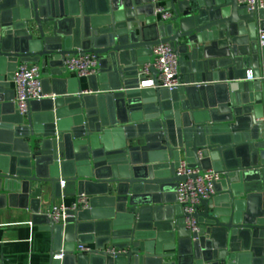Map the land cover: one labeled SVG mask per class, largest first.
<instances>
[{
    "label": "water",
    "instance_id": "water-1",
    "mask_svg": "<svg viewBox=\"0 0 264 264\" xmlns=\"http://www.w3.org/2000/svg\"><path fill=\"white\" fill-rule=\"evenodd\" d=\"M260 29L264 9L238 0H0V208L51 231V264H264V83L247 81L264 77ZM161 43L179 56L178 90L154 66L155 86L141 87ZM92 53L84 94L64 60ZM23 61L55 94L26 117L3 90ZM182 156L223 173L193 214L175 202ZM81 194L88 208L51 219L56 199Z\"/></svg>",
    "mask_w": 264,
    "mask_h": 264
},
{
    "label": "built area",
    "instance_id": "built-area-1",
    "mask_svg": "<svg viewBox=\"0 0 264 264\" xmlns=\"http://www.w3.org/2000/svg\"><path fill=\"white\" fill-rule=\"evenodd\" d=\"M238 4L247 11L264 9V0H238ZM155 10L157 16L163 20H167L173 15L172 11L163 5H160ZM257 42L260 48H264V30L262 29L257 33ZM154 52L156 55L154 65L148 62L142 69L141 74L146 76V79L141 83V87L155 86L151 71V67L154 66L159 72L158 86L160 88H166L170 91L180 89L184 84L182 79H180V62L175 48L169 43H161L154 48ZM17 66L12 80L13 84H15L13 101L20 114L26 117L30 110V102L48 97L54 99L55 94L44 92L42 71L38 63L23 61ZM64 68L63 74L65 76L76 75L80 78H87L99 71V56L95 53L68 55L64 60ZM248 79H258L264 83V77L256 78L251 71L248 74ZM83 93L86 94L88 91ZM177 175L180 177L185 176V179L177 183L175 202L182 206L183 211L188 214H193L196 211V206L201 204V198H210L216 194V183L223 177V173L214 169L202 170L199 167L190 166L184 157L179 161ZM88 201L89 197L81 194L70 204L64 202L54 204L51 210L49 208L48 214L54 222L62 223L70 216V212L88 208ZM186 225L192 233L199 231L198 220L191 216L186 217ZM77 249L87 253L92 250L86 244L78 245ZM54 257L60 261L63 259L62 254H56Z\"/></svg>",
    "mask_w": 264,
    "mask_h": 264
},
{
    "label": "crops",
    "instance_id": "crops-1",
    "mask_svg": "<svg viewBox=\"0 0 264 264\" xmlns=\"http://www.w3.org/2000/svg\"><path fill=\"white\" fill-rule=\"evenodd\" d=\"M162 5L165 6V3ZM47 69L50 70V67H45V72ZM60 70H63V67H60ZM81 80L84 92L90 93L86 77H81ZM247 81L250 82L249 79ZM9 84L10 86H5L3 90L5 94L6 91L13 90L12 96H14L15 84L13 81ZM168 198L175 199L173 192H170ZM75 199L76 197L73 196H64L56 199L54 204L61 202L70 204ZM44 200L48 201V197ZM48 207H50L49 203L44 202L42 209ZM32 214L31 210L20 207L0 208V264H51L53 248L51 231L45 226L33 223ZM86 245L94 248V245Z\"/></svg>",
    "mask_w": 264,
    "mask_h": 264
}]
</instances>
